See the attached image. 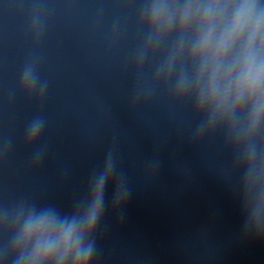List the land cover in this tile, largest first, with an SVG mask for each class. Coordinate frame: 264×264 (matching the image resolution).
<instances>
[{"label": "clouds", "instance_id": "clouds-1", "mask_svg": "<svg viewBox=\"0 0 264 264\" xmlns=\"http://www.w3.org/2000/svg\"><path fill=\"white\" fill-rule=\"evenodd\" d=\"M136 28L134 105L163 90L174 106L191 109L196 137L224 126L247 135L264 129V0H140ZM33 63L25 64L19 86L45 94ZM146 64L150 80L142 78ZM43 127V117L34 118L26 143H35ZM8 151L9 143L0 146V159ZM107 187L102 171L95 191L71 217L26 201L0 207V264H96Z\"/></svg>", "mask_w": 264, "mask_h": 264}]
</instances>
